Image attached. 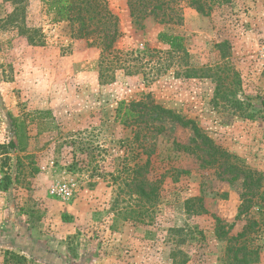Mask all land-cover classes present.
<instances>
[{"label": "rangeland", "instance_id": "374dc122", "mask_svg": "<svg viewBox=\"0 0 264 264\" xmlns=\"http://www.w3.org/2000/svg\"><path fill=\"white\" fill-rule=\"evenodd\" d=\"M106 2L101 61L42 0H0V264H264V0Z\"/></svg>", "mask_w": 264, "mask_h": 264}, {"label": "trees", "instance_id": "16d2710c", "mask_svg": "<svg viewBox=\"0 0 264 264\" xmlns=\"http://www.w3.org/2000/svg\"><path fill=\"white\" fill-rule=\"evenodd\" d=\"M46 5V12L53 13L52 20L61 22L64 21L69 25L70 37L72 39H85L88 46H97L101 52L100 60L103 59V53L108 55L114 52L111 50L112 43L116 40L120 34L117 28V17L109 9L106 0H42ZM200 10L202 7L199 5ZM18 12L13 10V13L8 15L7 21L16 22ZM24 34H27V39L31 44H43V38L41 35H36V30L31 29L30 32L22 29ZM158 39L169 45L170 48H178L181 46L182 38L167 33H159ZM102 61V60H101ZM100 61V64H101ZM144 102H136L140 104ZM135 103H131L133 105ZM145 104V103H144ZM145 113V112H143ZM149 114H156L158 117L166 116L170 120L180 123L184 126L190 125L194 134L201 139L204 143L209 142L208 137L203 135L195 123L191 120L184 119L171 109H166L159 104L151 103L149 105ZM126 119L128 116H132L131 110L126 108ZM217 150L216 147H213ZM200 211L206 212L202 205H199ZM217 220L216 234L220 237L224 236L225 231L221 229Z\"/></svg>", "mask_w": 264, "mask_h": 264}, {"label": "built area", "instance_id": "2783aa9c", "mask_svg": "<svg viewBox=\"0 0 264 264\" xmlns=\"http://www.w3.org/2000/svg\"><path fill=\"white\" fill-rule=\"evenodd\" d=\"M51 192L62 197H68L72 194V188L68 183L62 182L53 187Z\"/></svg>", "mask_w": 264, "mask_h": 264}]
</instances>
